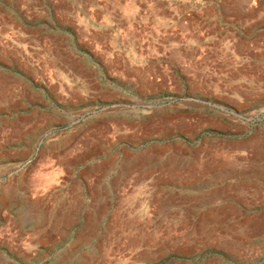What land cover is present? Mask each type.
<instances>
[{
    "label": "rangeland",
    "instance_id": "obj_1",
    "mask_svg": "<svg viewBox=\"0 0 264 264\" xmlns=\"http://www.w3.org/2000/svg\"><path fill=\"white\" fill-rule=\"evenodd\" d=\"M0 264H264V0H0Z\"/></svg>",
    "mask_w": 264,
    "mask_h": 264
},
{
    "label": "crops",
    "instance_id": "obj_2",
    "mask_svg": "<svg viewBox=\"0 0 264 264\" xmlns=\"http://www.w3.org/2000/svg\"><path fill=\"white\" fill-rule=\"evenodd\" d=\"M255 172H256L255 176H259V175H261V171H260V170H259V171L256 170ZM239 193H241V192L239 191Z\"/></svg>",
    "mask_w": 264,
    "mask_h": 264
},
{
    "label": "bare ground",
    "instance_id": "obj_3",
    "mask_svg": "<svg viewBox=\"0 0 264 264\" xmlns=\"http://www.w3.org/2000/svg\"><path fill=\"white\" fill-rule=\"evenodd\" d=\"M211 144V143H210ZM97 148V147H96ZM157 148V147H156ZM171 158V157H170ZM202 162V161H201ZM212 166V165H211ZM214 167V166H213ZM102 171V170H101ZM165 178V177H164ZM88 181V180H87ZM198 234V233H197Z\"/></svg>",
    "mask_w": 264,
    "mask_h": 264
}]
</instances>
